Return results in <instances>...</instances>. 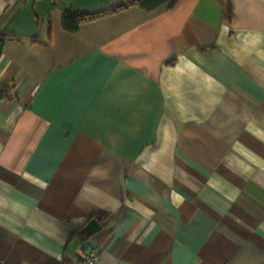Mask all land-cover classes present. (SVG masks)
I'll list each match as a JSON object with an SVG mask.
<instances>
[{"label": "crops", "instance_id": "crops-1", "mask_svg": "<svg viewBox=\"0 0 264 264\" xmlns=\"http://www.w3.org/2000/svg\"><path fill=\"white\" fill-rule=\"evenodd\" d=\"M139 1L0 0L5 264H264V0Z\"/></svg>", "mask_w": 264, "mask_h": 264}, {"label": "trees", "instance_id": "trees-1", "mask_svg": "<svg viewBox=\"0 0 264 264\" xmlns=\"http://www.w3.org/2000/svg\"><path fill=\"white\" fill-rule=\"evenodd\" d=\"M174 0H141L139 3L146 9L153 10L161 6H169ZM117 8H110L100 11H66L62 17V24L64 28L75 29L79 22L83 20H89L98 16L107 14L108 12L114 11ZM4 36L0 35V43L3 41Z\"/></svg>", "mask_w": 264, "mask_h": 264}, {"label": "built area", "instance_id": "built-area-1", "mask_svg": "<svg viewBox=\"0 0 264 264\" xmlns=\"http://www.w3.org/2000/svg\"><path fill=\"white\" fill-rule=\"evenodd\" d=\"M11 2H26V1H31V0H10ZM101 252V247L100 246H95V247H92L89 252L83 257V258H80L76 261V264H83L84 262H94L98 255L100 254ZM0 264H5V262L3 260H0Z\"/></svg>", "mask_w": 264, "mask_h": 264}, {"label": "water", "instance_id": "water-1", "mask_svg": "<svg viewBox=\"0 0 264 264\" xmlns=\"http://www.w3.org/2000/svg\"><path fill=\"white\" fill-rule=\"evenodd\" d=\"M101 227L99 221L96 218L89 219L87 223L83 226L82 231L85 233L86 237L93 235Z\"/></svg>", "mask_w": 264, "mask_h": 264}]
</instances>
